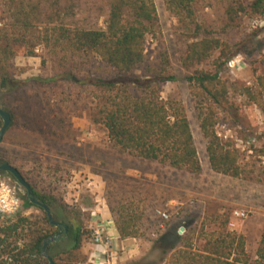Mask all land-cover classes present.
I'll return each instance as SVG.
<instances>
[{
	"label": "rangeland",
	"instance_id": "1",
	"mask_svg": "<svg viewBox=\"0 0 264 264\" xmlns=\"http://www.w3.org/2000/svg\"><path fill=\"white\" fill-rule=\"evenodd\" d=\"M7 1L0 0V16ZM27 1L39 4L42 24L72 23L85 29H103L110 0ZM227 1L248 8L253 0H197L199 21L218 32L225 24ZM154 2L157 27L146 38L143 67H157L165 62L168 73L177 79L161 85V98L164 101L171 98L182 106L198 153L200 175H188L118 155L103 127L92 121L95 107L92 87L71 80L49 85L29 82L1 100L13 112L15 124L2 137L0 153L36 191L52 194L80 212L89 230L98 222L96 217H91L96 196L110 207L114 221L124 209L127 212L131 208L140 215L137 225L141 237L128 250L116 251L112 264H166V256L161 252L168 249V242H173V234L189 232L195 249L202 250L205 236L217 231L225 221L228 231L236 233L234 230L241 228V233L236 234L244 237L246 252L255 259L256 241L264 239V154L260 153L264 150V114L255 106L247 105L239 89L253 82L254 70L261 71L258 60L264 55V18L252 17L247 10L239 17V27L223 37L230 44H239L240 49L222 73L233 84H229L233 108L219 115L216 127L221 133L220 127L234 131L244 142L254 140L252 154L240 150L243 176L231 179L210 170L194 100L184 81L196 69L210 66L208 63L182 66L186 41L176 19L166 11L164 1ZM5 22L0 19V26ZM17 50L12 67L15 78L49 79L63 71L44 47L35 48L36 57H25L21 49ZM73 65L74 80L79 82L115 76L113 70L95 58L82 57ZM143 67L134 76L141 77ZM228 142L233 145L232 140ZM87 178L92 183L91 191L83 185ZM156 210L165 212L169 219L157 217ZM235 210H245L248 218L234 220ZM38 215L41 216L39 210ZM87 241L91 242V236ZM84 258L87 264L85 251H80L70 259L64 257L60 263L75 264Z\"/></svg>",
	"mask_w": 264,
	"mask_h": 264
},
{
	"label": "trees",
	"instance_id": "2",
	"mask_svg": "<svg viewBox=\"0 0 264 264\" xmlns=\"http://www.w3.org/2000/svg\"><path fill=\"white\" fill-rule=\"evenodd\" d=\"M163 1L186 41L182 66L189 68L205 63L210 66L209 69H196L184 78L194 100L210 170L217 175L239 179L244 174L240 151L231 143L223 142L215 132L219 115L233 108L229 97V84H233L222 73L240 49L239 44H230L223 37L239 27V17L247 10L252 17L264 18V0H253L248 8L227 1L225 24L218 32L199 21L197 0ZM3 5L5 9L0 19L6 24L0 26V109L11 117L8 129L14 126L15 116L1 103L2 99L29 82L49 85L59 80H71L92 87L91 97L95 101L92 121L103 127L109 144L118 155L188 175H200L198 153L182 106L171 98L165 101L161 98V85L177 79L168 73L165 62L157 67H143L146 38L157 27L154 0H110L103 29H85L72 23L42 24L39 4L33 5L27 0H8ZM37 46L46 48L49 55L57 59L62 73L49 79L15 78L12 67L17 49H21L25 57H36ZM82 57L99 60L113 70L115 76L112 79L86 78L83 82L74 80L73 63ZM258 63L261 71L254 70L253 82L241 86L239 91L247 105L255 106L264 114V55L259 56ZM140 67H143L142 76H134ZM260 153L264 154V150ZM2 164L12 166L0 153ZM29 186L35 198L48 206L53 220L61 224V236L45 250L54 264H61L64 257L70 259L80 252L92 230L75 208L52 194L38 192L31 184ZM22 202V210L35 208L41 216L20 214L12 222L0 226V264L8 259L11 260L9 264H47L42 255L43 244L46 239L55 237L58 229L50 226L42 209L30 204L24 196ZM128 211L124 209L114 221L122 240L141 237L137 225L141 216L131 208ZM226 224L227 221L205 236L202 250L195 249L189 232L173 234V242H168V249L161 252L166 256V264H264V239L258 243L255 259H252L246 252L244 237L228 231ZM66 263L72 264L71 261ZM75 264H86L85 258Z\"/></svg>",
	"mask_w": 264,
	"mask_h": 264
},
{
	"label": "built area",
	"instance_id": "3",
	"mask_svg": "<svg viewBox=\"0 0 264 264\" xmlns=\"http://www.w3.org/2000/svg\"><path fill=\"white\" fill-rule=\"evenodd\" d=\"M220 128L223 131L222 133L215 127L218 138L223 142L232 140L233 146L237 150L252 154L251 146H253L254 140L249 139L244 142L236 137L234 131L232 132L224 127ZM22 204V196L18 192L14 180L7 175L0 174V226L12 222L16 216L22 215ZM155 215L162 220L169 219V216L165 212L159 210L155 211ZM232 216L236 220H245L248 218V212L245 210H235ZM91 243L93 246V253L91 255L92 260L99 259L101 264H112V261L107 258L110 242L108 237H105V230L101 225H97L92 229ZM10 262L11 260L8 259L4 264H9Z\"/></svg>",
	"mask_w": 264,
	"mask_h": 264
},
{
	"label": "crops",
	"instance_id": "4",
	"mask_svg": "<svg viewBox=\"0 0 264 264\" xmlns=\"http://www.w3.org/2000/svg\"><path fill=\"white\" fill-rule=\"evenodd\" d=\"M83 185H86V187L89 188L90 191L92 190L91 189L92 183L90 182L89 178L86 179V182L83 183ZM76 195L77 194L75 193V196ZM75 196H74L73 201L76 202L77 198ZM95 204H96L95 209L91 210V217H96V220L98 221L96 223V226L101 225L105 230V237H108L109 242H110V247L108 250L107 258H109L112 261V258L116 251L128 250L130 246H132V243L137 242L138 239H132V238H127L123 240L120 239V236L115 226L113 216L111 214L110 207L106 204L104 200L101 199L100 196H96ZM32 214L38 215V211L35 208H30L27 210H23V213H22L23 216H29ZM238 229L239 230H234V231L236 233H241L242 231L241 228L239 227ZM256 242L259 243L260 242L259 239ZM257 245H256V248H257ZM80 251H85L86 259L88 260L87 264H101V261L99 259L92 260L91 255L93 253V246L91 242L87 241V239L83 241ZM254 258H255V252H254Z\"/></svg>",
	"mask_w": 264,
	"mask_h": 264
},
{
	"label": "water",
	"instance_id": "5",
	"mask_svg": "<svg viewBox=\"0 0 264 264\" xmlns=\"http://www.w3.org/2000/svg\"><path fill=\"white\" fill-rule=\"evenodd\" d=\"M0 120L2 122V125L0 127V142H1L2 137L4 136L5 132L8 130V128L11 124V117L6 111L0 109ZM0 172L5 173L4 175H10L13 178L20 195L24 196L29 201L30 204L37 206L40 209H42V211L45 213V215L48 219L50 226H53L54 228H57V229H59L61 227L60 223H57L53 220L50 209L48 208V206L40 203L35 198L31 187L24 180L23 176L20 174V172L16 168H14L8 164H2V165H0ZM63 228L66 232V226H64ZM60 236H61V232H59L55 237H50V238L46 239V241L43 244L42 255H43V258H45L47 260V264H54V263H53L52 259L45 253L46 247L48 246V244L56 242Z\"/></svg>",
	"mask_w": 264,
	"mask_h": 264
},
{
	"label": "flooded vegetation",
	"instance_id": "6",
	"mask_svg": "<svg viewBox=\"0 0 264 264\" xmlns=\"http://www.w3.org/2000/svg\"><path fill=\"white\" fill-rule=\"evenodd\" d=\"M59 232H61V231H60V229H58V232H57V234H58Z\"/></svg>",
	"mask_w": 264,
	"mask_h": 264
}]
</instances>
